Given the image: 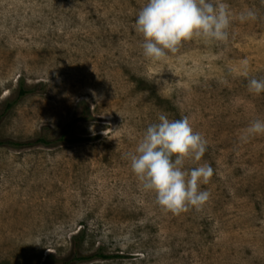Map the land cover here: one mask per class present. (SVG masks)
<instances>
[{
    "label": "rangeland",
    "instance_id": "obj_1",
    "mask_svg": "<svg viewBox=\"0 0 264 264\" xmlns=\"http://www.w3.org/2000/svg\"><path fill=\"white\" fill-rule=\"evenodd\" d=\"M223 2L227 43L194 39L153 62L135 29L147 0H0V109L32 90L0 121V139H52L91 113L74 129L84 142L0 148V264L66 258L79 231L84 253L124 256L81 264H264V136L240 139L264 120V93L247 87L264 78V0ZM247 9L257 19L242 23ZM161 113L188 117L208 141L202 211L163 212L131 170Z\"/></svg>",
    "mask_w": 264,
    "mask_h": 264
},
{
    "label": "clouds",
    "instance_id": "obj_2",
    "mask_svg": "<svg viewBox=\"0 0 264 264\" xmlns=\"http://www.w3.org/2000/svg\"><path fill=\"white\" fill-rule=\"evenodd\" d=\"M256 19L252 9L239 14L242 23ZM232 20L233 13L223 0H147L137 14L135 29L143 36V55L162 62L194 39L227 43ZM243 75L249 77L247 61ZM247 87L251 94L260 96L264 78H249ZM257 136H264L262 119L252 120L240 139L248 142ZM207 144L188 117L172 120L161 113L158 122L147 127L135 152L129 154L132 172L142 188L154 194L163 212L177 216L193 209L199 212L210 200V193L201 186L210 182L214 170L207 162L199 163ZM189 162L197 166L187 168Z\"/></svg>",
    "mask_w": 264,
    "mask_h": 264
},
{
    "label": "trees",
    "instance_id": "obj_3",
    "mask_svg": "<svg viewBox=\"0 0 264 264\" xmlns=\"http://www.w3.org/2000/svg\"><path fill=\"white\" fill-rule=\"evenodd\" d=\"M31 92V89L25 90L20 88L18 96L15 100L5 101L2 105V109H0V121L7 115L19 99ZM90 117L91 113L89 108L84 107L80 112H77L72 120L64 126L62 131L52 139H48L44 136H39L35 139L29 140L0 139V148L24 149L36 146L55 147L63 144H76L84 142L86 139L75 135L74 129L79 122L89 120ZM83 242L84 235L79 231L72 237V248L68 257L59 259L53 254H48L45 256L43 264H81L95 260L124 258V256L120 254H106L101 249H97L94 252L86 254L81 250Z\"/></svg>",
    "mask_w": 264,
    "mask_h": 264
}]
</instances>
